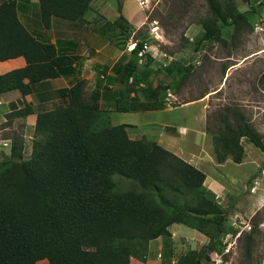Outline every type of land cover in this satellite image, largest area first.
Listing matches in <instances>:
<instances>
[{
  "label": "trees",
  "instance_id": "obj_1",
  "mask_svg": "<svg viewBox=\"0 0 264 264\" xmlns=\"http://www.w3.org/2000/svg\"><path fill=\"white\" fill-rule=\"evenodd\" d=\"M93 1L38 0L42 24L51 28L54 17L81 21ZM208 3L210 15L201 22L196 50L204 41L221 40L224 34L234 37L250 27L252 17L264 6L261 2L253 11H242L236 0ZM18 11L17 0L0 3V61L20 56L26 60V65L0 74V95L16 89L23 96L33 94L42 81L76 73V57L61 52L58 42L33 34ZM120 17L118 24L107 22L98 31L122 44L131 27L125 16ZM136 47L142 48V43ZM192 67L171 62L164 70L179 86V76L187 77ZM129 68L124 60L116 62L107 75L101 77L99 72L96 86L88 91L86 79L60 87L61 103L51 109H39L26 100H21L23 105L10 103V123L32 114L37 119L28 157L20 136L12 137L8 158L0 153V264L146 263L150 241L163 237L165 244L169 242L175 223L197 229L210 240L200 249H189L174 264H204L211 252L224 254L223 239L234 232L227 223L230 210L205 185V172L157 141L133 139L128 124L112 123L114 110L167 107L165 100H159L158 89L148 84L154 70L146 67L130 83ZM260 80L264 81V73ZM118 82L127 86L114 88ZM141 82L148 84V100L134 86ZM103 101L114 109L104 107ZM220 119L222 125L213 132L218 163L244 160L242 138L264 151V136L238 107H224ZM114 174L134 180L141 188L120 189ZM254 233L252 227L248 251ZM166 261L169 264V259L161 264Z\"/></svg>",
  "mask_w": 264,
  "mask_h": 264
},
{
  "label": "rangeland",
  "instance_id": "obj_2",
  "mask_svg": "<svg viewBox=\"0 0 264 264\" xmlns=\"http://www.w3.org/2000/svg\"><path fill=\"white\" fill-rule=\"evenodd\" d=\"M261 2L264 0H236L242 11H253V6L257 9ZM91 8L88 25L92 26L94 32L107 22L118 24L121 22V15L127 18L131 24V33L124 32L122 44L111 42L116 48H125L129 53L125 59L130 67L128 71L131 72L129 82L141 77L140 72L149 67L154 72L148 77V84L158 89L159 100H165L166 106L176 105L167 109L138 112L114 110L112 123L128 124L130 137L154 141L163 137L162 139L170 140L172 145L165 142L161 145L173 153L179 152V145L190 151L199 150L201 145H205L203 152H213V132L218 131L222 125L221 110L229 105L244 112L264 136V81L260 80L264 73V6L260 13L252 17L250 27L246 26L235 33L234 37L224 34L221 40L204 41L199 50H196L194 43L197 36L203 32L201 22L210 15L208 0H95ZM86 16L87 14L83 20ZM76 23L79 24L80 21ZM88 25H83L86 31L80 26L82 30L78 33L79 36L88 31ZM77 29L72 30L70 34L68 31L66 36L70 37ZM40 34L49 38L53 36V32L47 28ZM139 42L142 43V48L136 47L135 52L130 53L129 48L134 46L133 43ZM88 45L87 42L86 47ZM77 52L81 55L83 51L79 49ZM171 62L193 66L187 77L183 79V76H179V86L172 82V78L164 70ZM6 67L7 65L1 66L0 71ZM109 68V64L103 65L101 72L107 75ZM156 70L159 71L155 72ZM101 77L100 79H103ZM56 83L59 87L67 85L63 79L57 80ZM148 84L141 82L134 85L143 100H148ZM86 85L87 91L90 90L88 84ZM125 86L126 83L118 82L114 88ZM200 97H206V129L212 136L204 143L198 132L205 121L204 104L196 101L190 105L178 106ZM21 100L22 98L14 102L23 105ZM10 103L0 106V153L2 158H8L12 137L20 136L24 138L25 157H28L35 132L34 121L30 119V122H27L26 118H17L10 123L7 117L11 109ZM60 103L61 99L55 94L46 103L35 106L39 109H51ZM102 105L114 109L109 102L103 101ZM167 126H174L175 134L166 130ZM183 129L186 130L185 133ZM5 142L8 144L5 145ZM247 143L251 144L247 145V162L230 163V177L222 176L217 171V176L226 186L220 197L216 194L217 200L222 206L229 208L227 223L234 232L226 234L223 239L226 244L224 254L211 252L210 259L205 260L204 264H264V151L249 140ZM113 177L120 189L141 188L137 182L123 175L114 174ZM181 226L184 230H175L174 240L167 239L169 242L166 244L165 240L163 241L160 259L156 253L157 262L160 264L166 259H169V264H174L177 258L189 249H200L209 243L210 239L204 233L199 231L202 234L200 235L197 230L187 225ZM252 227L255 228V233L248 251L247 234L252 231ZM46 262L47 260H41L37 264Z\"/></svg>",
  "mask_w": 264,
  "mask_h": 264
},
{
  "label": "crops",
  "instance_id": "obj_3",
  "mask_svg": "<svg viewBox=\"0 0 264 264\" xmlns=\"http://www.w3.org/2000/svg\"><path fill=\"white\" fill-rule=\"evenodd\" d=\"M4 0H0V3ZM18 7H19V17L21 21L24 23V25L37 37L44 41H51L53 43H59L60 51L63 53H68L76 57V73L75 74H62L61 76L55 78V79H49L42 81L41 83L37 84L34 88V93L29 94L26 96H23V94L20 92V90H11L7 91L5 93H2L0 95V106H6L11 101H17L22 98V100H26L27 102H32L34 105L38 106L39 104L46 103L53 95L57 94V90L60 88L59 85L55 82L59 79H63L66 81L65 86H70L73 83H75L78 79H86L88 82V87L90 89H93L96 86V78L101 72V69L103 65L109 64L110 67H112L116 62L122 61L127 59L126 54H129L127 52V49H119L112 45V42L109 41L106 37L103 36L100 31H93V28L89 24V15L91 13V9L87 13V18L85 17L84 20H81L80 23H76L77 21H68L59 17H54L52 21V26L49 28V31L53 32L52 38H49L48 36H43L40 34V32L44 31V26L41 21L40 12H39V5L38 0H17ZM95 0L93 1V3ZM92 3V4H93ZM143 22V21H142ZM140 23V25L142 24ZM88 25V31L85 32L84 35L79 36L78 33L82 30L80 26H82L83 31H86V27L84 28V24ZM78 24V27L76 26ZM139 25V26H140ZM75 28H78L75 32L73 31V35H70V37L66 36V33L69 31L72 32ZM42 30V31H41ZM58 33V34H55ZM60 42L63 44L60 45ZM88 42V46L86 47V43ZM134 45V44H133ZM79 49H81L83 52H81V55H78L77 52ZM131 51V47L129 48ZM132 53V51L130 52ZM6 69L0 71V73H4L8 70H11L13 68L22 67L26 65V60L24 57L20 56L17 58H11L5 61H0V67L6 66ZM104 74L101 73V76L103 77ZM63 86V87H65ZM12 97V98H9ZM24 97V98H23ZM207 97V96H206ZM206 97H200L199 99H192L185 101L181 105L178 106H186L190 105L191 103H196V101L202 102L203 105V113L205 114V121L202 126V129L199 132L200 138L202 142L208 141L212 136L207 132L206 129V118H207V103H206ZM168 107H176V106H167L163 109H167ZM111 108V107H109ZM4 110V108H3ZM138 112V111H137ZM27 122H30V119L34 121V125L37 119V114H32L27 117H25ZM205 126V127H204ZM166 130L171 131L172 134H175L174 132V126H167ZM184 133L186 132L185 129H183ZM163 137H160L158 139V143L162 144L163 142L167 143L168 145H172V142L168 139H162ZM246 138H242V144L245 148V156L244 160L241 163H236L232 159L228 158L223 163H218L216 161L214 156V151L211 153L206 150L205 153L203 152V149H205V145H201V148L199 150H186L185 146L183 148L179 145V152L175 153L179 155L184 160L188 161L189 163L193 164L194 166L200 168L202 171L206 174V180L205 185L214 191L218 197H220L226 190L225 183L220 181L219 177L217 176V171L220 172V174L226 177H230L229 173V164H243L247 162V145H250L247 143ZM204 146V147H203ZM210 153L212 154L210 156ZM254 163V161H252ZM259 167V165H258ZM264 172V168H263ZM215 174V175H214ZM227 182V181H226ZM253 184V183H252ZM250 184V186H253ZM256 188V187H255ZM220 195V196H219ZM180 223H175L170 227V230L172 231V240L175 239V236L173 232L175 230L182 231L184 230L181 228ZM192 228V227H191ZM194 229V228H193ZM197 230V229H195ZM199 231L197 230V233ZM200 233V232H199ZM200 235H202L200 233ZM188 238V237H187ZM164 239L162 237L153 239L150 241L149 249L150 254L149 258L146 263H140V264H160L158 259L156 258V253L158 258L160 259L161 256V248L163 244Z\"/></svg>",
  "mask_w": 264,
  "mask_h": 264
},
{
  "label": "clouds",
  "instance_id": "obj_4",
  "mask_svg": "<svg viewBox=\"0 0 264 264\" xmlns=\"http://www.w3.org/2000/svg\"><path fill=\"white\" fill-rule=\"evenodd\" d=\"M134 44V46H131V51H133V50H135V48H136V44L137 43H133ZM139 53H141V51L139 52ZM256 187V186H255ZM256 189V188H255Z\"/></svg>",
  "mask_w": 264,
  "mask_h": 264
},
{
  "label": "built area",
  "instance_id": "obj_5",
  "mask_svg": "<svg viewBox=\"0 0 264 264\" xmlns=\"http://www.w3.org/2000/svg\"><path fill=\"white\" fill-rule=\"evenodd\" d=\"M254 189H255V187H254Z\"/></svg>",
  "mask_w": 264,
  "mask_h": 264
}]
</instances>
